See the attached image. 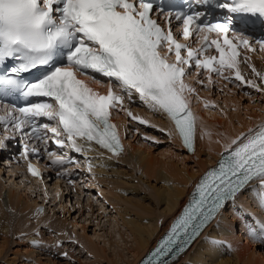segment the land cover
Listing matches in <instances>:
<instances>
[{
  "label": "snow or ice",
  "instance_id": "snow-or-ice-1",
  "mask_svg": "<svg viewBox=\"0 0 264 264\" xmlns=\"http://www.w3.org/2000/svg\"><path fill=\"white\" fill-rule=\"evenodd\" d=\"M209 3L197 0L196 10L172 17L163 9L157 12L154 0H0V66H4L0 70V107L5 112L0 116V130L6 132L3 125L8 124L29 135L30 129L43 142L42 127L53 134L61 150L70 145L75 152L92 151L94 143L118 155L123 148L110 120L112 111H126L130 119L147 124L125 108V101L131 103L138 96L150 111L166 115L174 123L184 146L194 153L197 117L191 103L199 97L196 87L185 82L187 78L195 75L196 83L204 86L205 73L209 82L215 73L244 91L264 92V74L241 56V50L264 51V36L253 39L233 28L236 14L250 15L264 24V0H211L226 11L224 20L215 23L199 10L200 4ZM172 19L182 21L179 34L171 27ZM211 33L216 38L209 39ZM181 36L184 40L195 36L194 42L200 46L181 43ZM210 50L216 54H209ZM241 62L261 83L242 75ZM226 71L234 75H225ZM32 72L40 74L27 80ZM95 74L107 78L106 95L78 79L87 75L93 83H101ZM16 93L49 102L29 101L19 108L4 103ZM204 106L210 107L206 102ZM38 118L55 121L56 126L37 124ZM8 139H0V147H6ZM24 148L27 157L29 146ZM48 154L55 157L52 165L73 162L54 152ZM28 170L33 176L40 175L31 163ZM254 180L259 183L250 190L264 211V124L225 144L217 166L200 178L180 215L141 264H168L174 252H183ZM246 232L264 244V219L247 220Z\"/></svg>",
  "mask_w": 264,
  "mask_h": 264
},
{
  "label": "bare ground",
  "instance_id": "bare-ground-1",
  "mask_svg": "<svg viewBox=\"0 0 264 264\" xmlns=\"http://www.w3.org/2000/svg\"><path fill=\"white\" fill-rule=\"evenodd\" d=\"M247 58L249 65L254 66L257 72L264 74L263 55ZM239 70L245 78L261 83V78L252 73L251 68L246 66L244 63H241ZM225 75H234V73L226 71ZM205 83L207 86L212 85L207 82ZM201 86L202 85L200 84L197 86L198 90L201 88V92L197 90L199 99L193 100L191 103L192 111L197 117L196 148L194 153H189L183 148L175 134L170 120L165 115L154 114L152 111L145 108L135 109V116H139L142 119L147 116V119L151 123L156 124L159 128L162 127V129L166 131L168 137L167 140L166 138L165 140L167 142L171 141L169 142V147L171 145L173 149H169L165 152H171L172 155H176L184 161H193L195 164L193 167L181 168L178 163L171 162L172 160L168 161V159H171L174 156L172 157L171 155L170 158L164 154L165 152L162 154L166 155L168 159L163 160L157 157L154 158V153H148V151H153L152 149H146V151L144 149H140V145L135 142L137 138H135L136 136L134 134H131L132 138L127 139L126 143L123 144L124 149L118 155H102L100 152L93 154L94 158L91 167L93 172L91 174L95 173L94 169L103 174L111 171L118 172V169L126 163L133 166L134 169L142 171L143 174L146 173L149 178L155 177L160 179V186L156 187V185L154 186L148 183V188L150 190V194L156 200V204H160L161 208H159V210L158 208L155 209L154 213L149 212V214L154 215L149 219H144L140 216H128L125 219V225L130 231L128 236L131 242L129 245V252L132 253L133 257V259L126 262V264H138L140 259L147 253L162 232L168 228L170 220L187 202V199L199 177L208 169V165L212 166L215 162H217L221 153L224 151L225 144L229 143L231 139H235L241 133L247 134L249 130H256L258 126L264 124V92L260 93L253 88H247V90L244 91L241 87L224 84L223 82H216L208 89H204ZM261 87H264V83L261 84ZM238 92L241 93L240 97H237ZM210 93H216V95L220 97V99L217 98V100L224 104L221 106V110L209 109L204 106L205 102L207 104L209 103V105L212 103L210 100ZM244 94L248 97L242 101L241 98ZM212 100L213 102H216V100ZM239 100L240 103H238ZM244 103L246 104V110L244 113L240 114L239 110ZM232 108L237 112L233 113V111H230ZM256 110H259V112H256ZM1 113L2 111H0V114ZM118 120L121 123L125 121L124 114L119 115ZM234 120L236 121L234 122ZM205 133H211V136L206 135ZM158 135L160 137V135H162V131H158ZM174 149L177 151H174ZM14 172L15 174L13 178H18L15 177L19 176L16 168L14 169ZM9 176L7 179H3V176L0 175V259L6 258L7 256L6 264H14L16 262L14 259L16 258H12L13 260H11L8 258L7 254L10 250H12L11 246L14 243H18V240L16 239H21L25 242L19 240L18 245L22 243L23 248H18L15 251V254L17 256L20 253L25 255L27 259H29V263L31 262L30 264H32V262L33 264H64L61 261H54L52 260L53 258H48V256L47 259L45 257V255H51L48 252L45 253V249H47L48 245L51 244H54L55 249L61 252V247L59 248L56 245L58 244L56 241H50L44 238V232L41 230L39 231L41 234L37 236L36 240L32 239V234L27 233L29 230L37 229L40 226L39 223L51 221V216L48 215L47 209H45V213L42 212L44 215H40L35 212V207L40 204V200L38 201L37 199L31 197L28 192L31 188H33L32 186H24L22 189V184L20 185L15 182L16 179H13L12 177V179H10ZM101 176L105 177L106 175H100L99 177L102 179V184L105 185L106 191H108V187H110V177H108V181L106 182L105 178ZM10 183H12L13 186H9ZM258 183L259 181L254 180L249 185V190L240 194L234 203L229 202L228 206L223 209V211L211 223V226L207 227L185 251L180 253L178 256H174L168 264H251V258L261 262L259 256L263 259L264 252L261 251L262 249H257L259 248L258 246L255 248V245L259 244L257 243L258 240L250 238L248 234L245 235L246 229L243 226L246 225V222L240 225L242 233L235 234L237 231L235 232L234 229L235 222L233 221L234 216L232 214L234 204L239 200H246L243 198L245 196L246 198H251L254 203V206L250 208L254 219H264V211H262L261 207L258 206L257 201L253 199L256 193L250 190L252 186ZM38 184L42 187L43 192H49L52 196L50 204H56L57 202H55V200L58 197L59 192L56 184L45 180L38 182ZM90 184L91 186H94L92 183ZM7 186H9V188ZM106 191L105 195L110 194L106 193ZM121 191L125 190L121 189ZM79 192L80 193H77V195L82 194V191ZM102 192L104 191L102 190ZM53 193H56V195L54 196ZM88 195H90V193ZM42 201H44V197ZM103 205L105 204L102 201L99 209L105 211L106 208ZM226 209H229V212H227ZM100 213L101 211H99L98 214L94 212L90 215V217L94 216L95 219L96 217H103ZM29 217H32L33 219L35 218V225H32V223L28 224ZM53 220L54 222L51 221L50 224L57 230V235L59 236L58 240H61L60 237L65 239V221L57 222L55 219ZM84 220L92 221V219ZM75 225L78 224L76 223ZM247 225V227L252 226L251 223H248ZM25 232L27 234L26 237V234H23ZM241 235L244 237L245 242H243ZM95 238H102L106 245H112L110 239H108L109 241H105V236L103 235L97 234L95 235ZM28 241H30V245H28ZM127 243L128 242L125 244ZM84 245H89L88 249H91L92 246H95V248L100 246V250L102 251L99 240L92 241L91 238L87 237ZM120 258L123 259L122 255H120ZM24 263H26V261Z\"/></svg>",
  "mask_w": 264,
  "mask_h": 264
},
{
  "label": "rangeland",
  "instance_id": "rangeland-1",
  "mask_svg": "<svg viewBox=\"0 0 264 264\" xmlns=\"http://www.w3.org/2000/svg\"><path fill=\"white\" fill-rule=\"evenodd\" d=\"M231 91V90H230ZM233 92V91H231ZM262 93V92H260ZM259 93V94H260ZM223 94V92H222ZM240 92L237 93V97H240ZM210 100L212 103L210 104L209 109H220L221 106L224 105L220 101L217 100L220 99L216 93L211 94L210 93ZM248 97L247 95H243L241 98L242 101ZM216 100V102H213V100ZM240 103V100L238 101ZM209 104V103H208ZM217 106H215V105ZM211 105H214L215 107H211ZM220 106V108H219ZM246 104L244 103L240 110L239 113L242 114L246 110ZM205 108V107H204ZM230 111H233V113L237 112L233 108L230 109ZM256 112H259V110H256ZM139 117V116H138ZM144 120L147 121V124H140V132H143V130H146V135L144 140L141 139V137H138L135 135L137 138L136 143L140 145V149H152L153 151H148V153L152 152L154 153V158H161L163 160L168 159V157L171 158L172 153H166L165 151H168L169 149H173V147H169V142H167V133L162 127L159 128L156 124L151 123L148 119L147 116H145ZM236 120H234L235 122ZM138 122V121H137ZM139 123V122H138ZM155 127V128H154ZM162 129V130H161ZM158 131H162V135H158ZM151 134V135H150ZM132 138V135L129 139ZM166 138V140H165ZM139 140V142H138ZM141 141V142H140ZM141 143V144H139ZM172 144V143H171ZM137 145V147H138ZM174 151H177L174 149ZM165 152L163 155L162 153ZM163 156H162V155ZM177 154V152H176ZM174 156V157H173ZM173 158L168 159V161L178 163V165L182 167H187L191 168L195 164L193 161L189 160H181L179 157L176 155H172ZM179 160V161H178ZM216 163V162H215ZM213 166V165H212ZM211 167L208 165V168ZM195 169V168H194ZM16 170H19L16 168ZM95 173L91 174L88 177L89 184L92 183L91 186L93 188V193L97 198L94 197V205L93 207L85 202H81L78 199V196L72 197V198H66L63 195L58 194V197L56 198L55 202L56 204H50L51 200L48 203H44L42 201L43 199V190L40 184L36 182L35 180L25 181L24 179H16L15 182L19 183L21 185V188L23 189L24 186H32L31 190L28 192L30 193L31 197L37 199L40 204H43L45 209H47L48 215L51 216V221L54 222L53 219H55L57 222L59 221H65L66 223V238L64 239L63 237H60L61 240H58V232L57 230L50 224L51 221H47L45 223H39L40 226L37 229H32L29 230L27 233L32 234V239L36 240L37 236L41 234L39 231L41 230L44 232V238L50 241H56L58 244H56L60 248L61 252L59 250L55 249V245L51 244L48 245V248L45 249V253H49L51 255H45L46 259L47 256L48 258L52 257V254H56L58 257L56 258H51L52 260L56 261H61L64 264H126V262L131 261L133 259L132 253L129 252V245L131 244L130 239L128 238L129 236V229L125 225V219L126 217H134V216H140L144 219H149L152 218L154 215L149 214V212H153L154 210L158 208H161L160 204H156V200L154 197L150 194V190L148 188V183L151 185H156V187L160 186V179H157L155 177H148V175L145 173L143 174L142 171L138 169H134L133 166H130L129 164H123V166L118 169V172H108V173H101L94 169ZM3 174V179H7L9 175ZM100 175H106L101 176L105 178V181H108V177H110V187H108V191H106L105 185L102 184V179H100ZM98 176V177H96ZM10 178V179H12ZM99 180V181H98ZM21 181V182H20ZM26 183H24V182ZM95 181V182H94ZM8 184V183H7ZM13 186L12 183L9 184V186ZM86 185V184H85ZM109 185V184H108ZM9 186H7L9 188ZM35 186V188H34ZM83 187V186H82ZM87 187V186H86ZM104 187V188H102ZM20 188V189H21ZM35 189V190H34ZM121 189L125 191H121ZM102 190L104 192H102ZM74 194L80 193L79 188H77ZM106 193H110L108 195H105ZM64 190L61 192L63 193ZM54 196L56 193H53ZM81 195V194H80ZM107 196V197H106ZM92 194L90 195L87 194V199L91 198ZM246 199V202L250 205L251 201L249 197H244ZM249 199V200H248ZM61 200V201H59ZM103 203L105 205L106 210L103 211L102 209H99L100 203ZM72 203V204H71ZM239 207H238V205ZM235 206L236 214L237 217H233V221L235 222V234H241L242 232L240 231V218H243L244 220L248 219L250 216V212L247 210V208H244L242 202H238ZM241 204V205H240ZM48 207V208H47ZM241 208L245 211H241ZM93 209V210H92ZM55 210V211H54ZM101 211L100 215L103 217H96V219L93 217H90L92 213H99ZM107 211V212H106ZM104 212V213H103ZM45 213V210H44ZM44 213H38L40 215H44ZM252 213V212H251ZM106 214V215H104ZM247 214V215H246ZM254 214V212H253ZM240 217H239V216ZM99 216V215H98ZM35 219V218H34ZM34 219L32 217L28 218V224L32 223V225H35ZM84 219H92V221H85ZM78 225H75V224ZM100 224V225H99ZM75 225V226H74ZM99 225V226H98ZM248 226V225H247ZM246 229V225L243 226ZM239 232V233H238ZM22 234V233H21ZM23 234H26L23 233ZM22 234V235H23ZM54 234V235H53ZM100 234L105 236V241L110 239V242L112 245L110 246L109 244H105L103 239H96L95 235ZM53 235V236H52ZM245 235H247L246 230H245ZM27 234L25 235V237ZM53 238H52V237ZM91 238L92 241L96 240L100 242L102 251L100 250V246H97L98 248H95V246H92L91 249H88V246L84 245L85 239L86 238ZM122 237V238H121ZM243 242L245 240L241 236ZM16 239V238H14ZM25 242L21 239H16ZM125 242H124V241ZM59 241V242H58ZM109 241V240H108ZM128 242L127 244H125ZM18 243H14L11 247L12 250L8 252V258L13 260L14 259L15 263L17 264H28L29 259L23 254H18V256L15 254V251L18 248H23L22 243L18 245ZM60 243V245H59ZM21 245V246H20ZM28 245H30V241H28ZM259 245V244H258ZM69 246V247H68ZM257 249H262L260 246H258ZM64 249V252H63ZM52 251V252H51ZM261 251L264 252V249ZM56 252V253H55ZM114 252V253H113ZM67 253V256L64 254ZM122 255L123 259L120 258V255ZM16 255V256H15ZM71 255V258H70ZM20 256V257H19ZM7 258V256H6ZM6 258L0 259V264H6ZM13 258V259H12ZM25 259V260H24ZM27 259V260H26ZM259 259L261 262L252 259L251 258V264H264V258L262 259L261 256H259ZM26 261V263H24ZM14 263V264H15ZM31 263V262H30ZM29 263V264H30ZM33 264V262H32Z\"/></svg>",
  "mask_w": 264,
  "mask_h": 264
}]
</instances>
